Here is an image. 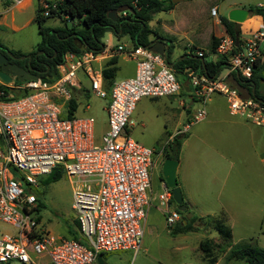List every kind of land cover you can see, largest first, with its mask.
Masks as SVG:
<instances>
[{"label": "built area", "instance_id": "2783aa9c", "mask_svg": "<svg viewBox=\"0 0 264 264\" xmlns=\"http://www.w3.org/2000/svg\"><path fill=\"white\" fill-rule=\"evenodd\" d=\"M133 5L137 6L138 0ZM57 8L58 1L42 0L39 14L51 16ZM211 14L218 20L216 7ZM263 45L264 21L240 37L238 46L225 31L216 52L228 56L229 72L250 79L263 59ZM120 53L136 60L135 74L115 81L107 91L103 70L95 63L104 55ZM196 53L205 55L203 50ZM58 69L60 75L54 81L38 77L16 85L0 77V224L14 230L0 229V264H98L101 253L137 252L142 245L158 150L136 141L128 133V126L142 98L175 96L181 84L167 59L148 46L118 45L99 53L69 52ZM78 72L89 81V90L83 89ZM184 73L192 98L205 105L212 95L220 94L231 115L264 128V101L243 97L227 81V75L210 77L192 67H186ZM11 89L28 93L11 99L7 93ZM80 91L109 98L107 128L99 144L93 116L66 115L69 101ZM206 116V108H199L187 128ZM59 166L73 182L72 207L86 242L56 237L39 228L33 214L37 205L33 189L39 188L41 179ZM158 200L167 225L173 227L181 214L172 207V191L164 180ZM42 256L48 258L46 263L39 260Z\"/></svg>", "mask_w": 264, "mask_h": 264}, {"label": "rangeland", "instance_id": "374dc122", "mask_svg": "<svg viewBox=\"0 0 264 264\" xmlns=\"http://www.w3.org/2000/svg\"><path fill=\"white\" fill-rule=\"evenodd\" d=\"M228 2L241 3L248 9L250 6L264 5V0H183L178 2L172 12L156 13L149 24L161 36L167 37V34L171 36L173 47L169 59L174 61L178 55L182 54L185 50L184 45L189 41L195 42L197 46L207 47L209 42L207 31L198 33L196 29L187 26L189 17L196 12L201 21L208 23L211 17V7L215 3L219 5L218 13L228 16L224 8ZM63 22L56 15L48 18L45 24L54 27L62 25ZM65 22L71 26L77 22V19L68 18ZM10 36L23 44L22 47L27 50L24 54H30L41 41L36 21L23 32ZM122 40L129 45L133 44L128 35H123ZM132 68L133 63L122 67L123 70L130 71ZM173 72L177 74L175 70ZM119 75L120 73H118V77ZM178 76L182 78L181 73H178ZM78 77L82 84H88L87 78L81 72H78ZM12 84L18 85L19 82L13 79ZM20 91L22 92V90L15 89L9 97L16 99L25 96ZM189 99L185 94L176 96L172 100L167 97L142 98L132 116V123L134 130L140 134L139 143L152 146L158 151L165 148L169 150V145L173 141L167 140L166 132L172 133L177 128H184L182 123L175 127L179 117H176L174 113L183 110L185 118L188 115V107L192 114L199 108H206V118L190 125L187 137L181 133L177 138L184 144L183 153L205 159L206 167L210 159L212 171L218 172V186L215 187L214 184L210 188L206 186L205 199L198 203L199 208L194 207L193 210H190L197 216H200L201 211L207 212L211 216L205 215L202 219L198 217V221L201 222L198 226L203 227L198 232L173 234L172 228L175 225L169 227L165 217L157 212L155 215L149 216L144 225L141 248L137 252L128 250L106 252L103 255L105 264H210L203 259L204 255L199 244L202 240L213 239L218 235L215 229L218 210L222 208L220 204L224 202L225 196L231 195L235 170L238 187L237 202L234 215L226 222L228 227H232L234 235L232 242L236 247L249 244L264 248V128L256 126L244 117L231 115L227 101L223 96H215L205 105L200 101H193L190 104ZM181 100H185L187 109L183 108ZM80 102L76 116H93L96 119L95 140L99 144L102 134L107 128V113L104 110L107 99L91 94L89 99H81ZM87 104L90 108H86ZM166 120H168V124L165 123ZM230 160L236 164V168L230 169L227 162ZM159 174L158 169L152 170V184L157 189L160 185ZM228 175L230 177L225 183V176ZM32 192L42 201V204L33 210V214L39 219V228L56 237L70 238V229H77L76 212L72 207V180L63 175L60 180L45 187L41 185L40 181L39 188H34ZM216 203L217 207H215ZM0 229L14 232L13 228L7 224L1 223ZM80 236L86 242L81 233ZM215 243L222 245L220 238ZM224 251L225 249L223 250L220 246L213 250L214 255L220 259L218 264L227 262ZM30 252L33 256L31 250ZM39 260L46 263L48 258L42 256ZM228 263L245 264L242 260L235 259Z\"/></svg>", "mask_w": 264, "mask_h": 264}, {"label": "trees", "instance_id": "16d2710c", "mask_svg": "<svg viewBox=\"0 0 264 264\" xmlns=\"http://www.w3.org/2000/svg\"><path fill=\"white\" fill-rule=\"evenodd\" d=\"M135 0H58V8L53 11L51 16H42L39 14V7L36 14V22L39 26L41 41L37 47L30 52L32 55V64L38 67L42 72L37 74L43 80L54 81L59 77L58 65L64 62L66 54L69 52L84 53L86 51L101 52L105 49L103 37L106 32L113 31L119 34V37L128 35L134 45L148 46L150 44L151 35L154 37H162L156 29L149 24L154 15L161 11H169L174 6L173 0H138V5L134 6ZM126 8V10H124ZM252 15H262L264 17V6H250ZM116 11V20L113 19L112 13ZM125 12V14H124ZM58 15L64 22L62 25L49 27L45 25L48 18ZM68 18L77 19V22L69 26L65 20ZM221 22L227 34L234 40L239 33L241 37L240 25L228 19L227 16L221 17ZM169 41H171L169 39ZM220 39L212 36V43L210 52L214 55L211 59H206L207 54L203 57L195 55H184L183 59L175 62L176 68L192 67L199 70L206 75L213 77L219 75L225 68L228 67V56L220 55L216 52ZM173 43L171 42L168 51V62H171L170 54L172 53ZM11 51L15 55H23L20 51H14L0 42V51L6 53ZM238 50V47L234 51ZM39 51L43 53L38 54ZM203 59V61L201 60ZM19 64H27V59L18 61ZM117 58H111L106 66L103 68V85L105 88L112 87L117 73ZM231 78L235 81V86L238 88L242 96H254L264 101V61L255 66L253 75L250 79L243 78L236 72L230 73ZM20 83L19 80H16ZM107 85V86H105ZM15 89L7 91V93L14 92ZM21 92V91H20ZM26 95L28 92L23 90L21 92ZM16 98V96L14 95ZM91 95L88 92L80 91L76 93L68 103L67 116L72 117L76 115V111L80 106L81 99H89ZM181 141H173L169 145V150L163 149V154L166 158H173L178 160L180 155ZM64 171L62 167H56L52 172L43 177L41 180L42 186L58 181L63 177ZM162 177V176H161ZM172 203H175L172 200ZM187 204V202L185 201ZM42 201L37 197L38 208ZM176 204V203H175ZM176 209L181 214L179 223L172 228V233H187L199 230V226L195 225L198 217L193 215L191 219L186 221V213ZM187 211L190 208L187 206ZM219 219L216 221V230L222 245L215 243L213 239L202 240L199 248L203 252V259L210 264H215L218 256L214 255L213 250L216 247L225 249V245L231 246L233 241V233L230 227L225 224V215L223 212L219 213ZM39 220V219H38ZM77 229H70V238L84 242L80 236L78 222L76 220ZM100 255H104L101 253ZM227 259L242 260L245 264H264V248L254 245H243L240 247L232 246L226 254Z\"/></svg>", "mask_w": 264, "mask_h": 264}, {"label": "crops", "instance_id": "0c3cea01", "mask_svg": "<svg viewBox=\"0 0 264 264\" xmlns=\"http://www.w3.org/2000/svg\"><path fill=\"white\" fill-rule=\"evenodd\" d=\"M41 1L42 0H0V42H2L9 49L18 50V51L23 52V54H24L27 50L22 47L23 44L20 43L19 40H14L10 35L14 34V33L15 34L21 33L24 30L28 29L33 23H35L37 10H38V7H39ZM51 1H58V0H51ZM181 1H183V0H180L178 2H181ZM178 2H175V6L171 10H169L170 12L174 11ZM218 6L219 5L215 3L211 7V9L213 7H216L217 12H218ZM260 6H264V5L260 4ZM238 7L239 8H247L246 6H244L243 4L238 3V2H228L224 5V8L226 9L227 13H229V11L231 9L238 8ZM210 16L211 17L208 20V23H205V21H201L199 19L200 18L199 15L197 16V13L195 12L194 14L191 15V17H189V20L187 23L188 24L187 26H191L192 28L196 29L198 33H201V32L205 33L207 31V33L209 35V42H208L207 47L204 48L201 46H197L195 44V42L189 41L184 45V48H185L184 52L182 54L178 55L174 61L168 62V60H167L171 69L176 71L177 74H175V75L181 84V90L177 95L172 96V97H167L170 100L176 98V96H181L182 94H185L188 98H190L189 99L190 104H192L193 101H198L197 99L192 98L191 93H190L191 86H190V83L188 82L187 76L184 73V69L187 66L185 65L183 68H177L176 69L174 64L176 61L183 59L185 57L184 55H193L192 57H196L195 56V55H197L196 52L199 50H203L204 53L207 54L206 59H208V60L214 56L209 51L211 43H212V36L214 35L220 39V37L225 32V28L221 22V17L223 15H220L218 13V20L215 16H213L211 14V12H210ZM263 21H264V17L262 15H252L250 13V15L247 17V19L244 22H242L241 24H239L240 30H241V38H243L246 35V33H248L249 31L255 30L260 25V23H262ZM49 27H51V26H49ZM166 36L167 37L162 36V37H164L163 39L168 41L169 44H171V41H169V39L172 40L171 36H169L168 34ZM155 38L156 37L151 35V40H153ZM103 41L105 43V50H108L112 47L115 48L118 45H123L127 48L134 47L133 44L129 45V44L123 42L122 37H119V34H116L113 31L106 32L104 37H103ZM188 45H191V47H192L191 50L188 49ZM113 57L117 58V63H116L117 73H116V77L114 79V82L117 80L123 79V78L131 77L135 74L136 60L127 56L126 54H122V53L117 54L115 56H110V55L105 56L104 55L103 58H100L98 61H96V63H95L96 67L101 68L103 70V68L106 66V63ZM263 61H264V45H263V59H262L261 63ZM129 63H133V68L131 69V71L128 69L123 70L122 67H124L126 64H129ZM118 73H120L119 77H118ZM178 73L182 74V78L178 76ZM230 73L231 72L228 71V68H225L221 72V74L227 75V81L231 85L236 87L234 85L235 81L231 78ZM105 86H107V85H105ZM103 87H104V85H103ZM89 88H90L89 81H88L87 85L83 84V89L89 90ZM104 89H106L107 91H110L111 87L110 88L104 87ZM215 96H222V95L214 94L210 97V99L208 101H210ZM105 99H107V103L104 106V110L106 111V107L108 105L109 98L107 97ZM180 103L184 109H187L188 106H187V103L185 102V100H181ZM136 110H137V107H136L135 111ZM187 110H188V115L185 118L183 115V112H184L183 110L178 112V113H176V112L174 113V115L176 117H179L177 122H176L175 127H178V125L182 123L184 125V128L183 129L177 128L175 130V132H172V133L166 132L168 134L167 140H169V142L174 141V140L176 141L177 136L181 133H184L185 134L184 136H186L188 134L187 132H188V129L190 128V126H189V128H187V125H189L188 123H189V121H190V119L194 113L192 114L189 112V107ZM135 111H134V113H135ZM133 114H132V116H133ZM132 116H131V121H130L129 126H128V133L136 141H138V139L140 138V134L134 130V125L132 123ZM167 121L168 120L165 121L166 124H168ZM165 127L167 128L166 125H165ZM154 142H155V140H154ZM183 145L184 144H182V142H181L180 155H179V159H178L179 164L177 166V171H176L177 184L182 189L184 201L187 202L186 205L190 208V210H193L194 207L199 208L198 203H200V201L205 199V195H206L205 187L206 186L208 188H210L213 184L215 185V187L218 186L219 175H218L217 171L216 172L212 171L210 159L208 160L207 167H206V160L205 159L203 160V159H200L196 155L190 156V155H186L185 153H183ZM162 161H163V152L160 153L159 151H157V153L154 156V168H153V170L154 169L159 170L160 185H159L158 189L154 188L153 184H152V177H151L150 204H149V207L147 209V215H146V219L144 221V225L148 221L149 216L155 215L157 212H160L165 217V213H164L163 209L158 204V201H159L158 195H159L160 191L162 190V181H163L162 177H161L162 176L161 175ZM227 162L230 165V169L236 168V164H234L233 161L230 160ZM206 170H207V172H206ZM229 175H230V172H229ZM229 175L225 176V183L228 181V178L230 177ZM230 193H231V195L225 196L224 202H222V204H220L222 206V208L218 210L217 219H219V215H220L219 213L223 212L225 215V224H226V222H228L230 217L233 216L235 213V204L237 202V195H238L236 170H235V181L232 184V188H231ZM215 205H216L215 207H217V203ZM172 207L176 209V204L172 203ZM193 215H195V214L193 213ZM205 215L211 216L210 214H207V212H203V211L200 212V216H197V215H195V216L199 217V219H202V217H204ZM165 219H166V217H165ZM179 221L177 223H179ZM199 223H201V222L197 220L196 225H199ZM202 228L203 227H200L198 231L202 230ZM230 228H232V227H230ZM198 231H195V232H198ZM187 233H189V232H187ZM232 233H233V231H232ZM233 238H234V235H233ZM213 239H214V241L218 242L219 241V235H217L216 237H213ZM232 246H234L233 242H232L231 246L225 245V251L223 253H225L224 255L226 258H227L226 254L228 253L229 249ZM102 260H103V264H105L106 261L104 260L103 256H102ZM230 260H233V259H227L226 264ZM219 262H220V259L218 258V260L215 264H218Z\"/></svg>", "mask_w": 264, "mask_h": 264}, {"label": "water", "instance_id": "95a60500", "mask_svg": "<svg viewBox=\"0 0 264 264\" xmlns=\"http://www.w3.org/2000/svg\"><path fill=\"white\" fill-rule=\"evenodd\" d=\"M180 0H173V2H178ZM126 10V8L124 9ZM250 10L248 8H233L228 13V19L241 24L244 22L247 17L250 15ZM116 11L112 13L113 19L116 20ZM240 34L237 33V37L235 39V45H239ZM169 42L164 40L161 37H157L153 39L148 47L155 53H159L163 55L166 59L168 57L169 51ZM43 53V51H39L38 54ZM27 59L28 65L31 64L32 55L31 54H23V55H15L11 51H6L3 53L0 51V77L7 83H10L15 80H19L20 82H24L27 80H36L38 75L33 72V68L30 66L27 68L18 61ZM203 61V59H201ZM251 96L247 95L245 98H250ZM179 162L173 158H166L163 154V161L161 166V175L162 180L171 188L172 197L175 203L178 205V209L182 212L186 213V221L193 217V213L191 211H187V205L184 201V196L182 193L181 187L177 184V166ZM99 264H103L102 255H99L97 258Z\"/></svg>", "mask_w": 264, "mask_h": 264}, {"label": "flooded vegetation", "instance_id": "af4514ba", "mask_svg": "<svg viewBox=\"0 0 264 264\" xmlns=\"http://www.w3.org/2000/svg\"><path fill=\"white\" fill-rule=\"evenodd\" d=\"M23 66H25L27 68L30 66L31 68L34 69L33 72L36 73V74H40L42 72L38 67H36V66H34L32 64V60H31V64L30 65H28V62H27V64H24Z\"/></svg>", "mask_w": 264, "mask_h": 264}]
</instances>
